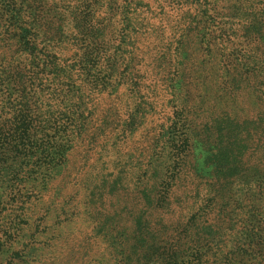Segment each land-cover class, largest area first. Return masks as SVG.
Instances as JSON below:
<instances>
[{"label": "trees", "instance_id": "obj_1", "mask_svg": "<svg viewBox=\"0 0 264 264\" xmlns=\"http://www.w3.org/2000/svg\"><path fill=\"white\" fill-rule=\"evenodd\" d=\"M40 1L56 27L0 0V264H264V146L168 124L176 96H228L233 40L264 67V0H230L227 29L217 0Z\"/></svg>", "mask_w": 264, "mask_h": 264}, {"label": "rangeland", "instance_id": "obj_2", "mask_svg": "<svg viewBox=\"0 0 264 264\" xmlns=\"http://www.w3.org/2000/svg\"><path fill=\"white\" fill-rule=\"evenodd\" d=\"M89 1V0H88ZM93 1V0H92ZM154 1V0H152ZM171 2L174 0H165ZM224 9V19L221 26L222 29H227L231 26L233 21V12L230 9V0H217ZM29 5L38 16L47 15L46 23H52V27L57 26L59 16L48 10L49 5L44 6V3L40 0H28ZM94 2V1H93ZM44 6V7H43ZM87 6H85L86 17L83 16V22L86 18L95 17L93 10L88 12ZM43 11L44 14H43ZM43 17V16H42ZM45 24V23H44ZM43 24V25H44ZM222 32V31H221ZM65 33H69L65 30ZM77 34L76 31L70 32L69 34ZM188 43V50L192 60H195V55L199 53L200 49V38L198 36H190ZM246 38L241 39V43H234L229 45L225 49L226 61L224 62L225 71L224 79L220 76L212 74L213 81L217 85L219 82L222 83V87L228 91V96L207 97L208 99L202 101H189L188 103L179 102L178 97L174 98V117L169 121L170 129L173 130L172 135L178 142H189L194 139L197 130H239L243 138H247V141L252 142V148L259 149L264 146V89L260 86L259 81L264 79V67L260 64V59L257 58L252 61V58L248 55L250 46H253L255 40ZM213 39V34L208 33V40ZM225 37L223 40H227ZM262 88V90H261ZM263 91V93L261 92ZM214 106L220 112H225L229 117L230 122L225 128H219L216 121H213V117L205 115H197L195 110ZM223 125L225 123L223 122ZM190 130V131H185ZM185 134V135H184ZM207 145L199 142L198 150L195 152V162L198 168H205L203 165L205 150ZM191 158V156H190ZM252 158L249 156L248 163L251 162ZM244 164V166L246 165Z\"/></svg>", "mask_w": 264, "mask_h": 264}]
</instances>
